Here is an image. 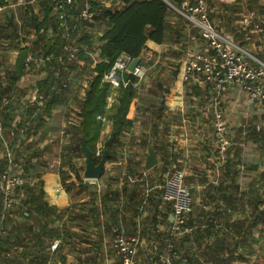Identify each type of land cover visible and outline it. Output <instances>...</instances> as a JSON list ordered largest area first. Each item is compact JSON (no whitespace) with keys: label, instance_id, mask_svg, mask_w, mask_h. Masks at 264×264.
<instances>
[{"label":"crops","instance_id":"obj_1","mask_svg":"<svg viewBox=\"0 0 264 264\" xmlns=\"http://www.w3.org/2000/svg\"><path fill=\"white\" fill-rule=\"evenodd\" d=\"M209 3L212 7L211 19L217 27L264 59L263 35L256 29L260 0H209ZM124 4L123 0L113 4L106 1V5L113 10ZM20 5H25V0L11 2L0 10V119L3 124L4 120L11 119L14 132L20 135L14 148L5 141L0 159L10 152L14 160L19 144H23L21 149L24 147L27 150L29 148L25 145L32 144L27 155H31L37 167L38 177L31 182L36 187H42L44 201L49 207L44 211L47 216L40 219V227L43 228L40 239L36 243L31 238L36 231L35 225L30 237H25L19 247L20 251L24 249L23 264H34L40 252L44 253L43 250L49 256L44 264H121L112 247L116 232L139 240L137 256L140 264H157V257L159 260V255L165 251L162 246L164 235L169 233L174 219L172 204L165 201L162 195L170 169L175 165L184 169L185 183L193 195L191 222L194 225L189 245L203 247L204 262L213 264L212 256L218 249L217 252L221 250L227 257L232 255L223 264H256L259 256L258 262L264 264V200L252 189L264 170V151L258 142L240 133V129L256 117L257 110L249 102L248 93L229 85L223 96V109L231 129L229 135L236 142V151L241 148V162L237 161L239 158L229 162L218 159L212 129L211 91L205 86L193 88L196 84L183 80L186 49L205 48L204 41L197 37V30L174 10L167 20L173 29H179V33H170L164 43L147 42L139 56L149 67L140 95L151 98L153 106L149 107V103L139 98L131 102L126 115L131 124L126 125L112 144L115 159L106 162L104 177L93 183L95 188L91 191L97 192L99 197L93 203L91 193L73 200L62 182L59 166L74 130L70 127L66 134H62L64 107L47 110L45 105L41 106L43 101L40 103L35 99L37 93L47 98L54 91L53 85L45 89L48 86L44 84L47 65L53 54L37 55L36 52L43 49L35 47L37 41H33L44 29L33 28L26 33L28 27L22 21L24 13L19 9ZM252 14L255 16L250 19L251 22H245ZM223 18L230 23L224 22ZM52 31L50 26L48 32ZM17 32L19 37H15ZM192 35L203 44L192 41ZM80 46L92 56L93 67L98 61L99 49L92 53L88 46ZM25 48L29 55L24 72L17 82L12 83L10 80L16 73V64ZM28 58L36 61L41 58L42 62H30L27 66ZM80 64L82 66L84 61L80 60ZM61 65L55 69V77L60 73ZM76 74V71H71L70 78L75 79ZM82 85L78 86L77 98L84 95L88 83L85 81ZM41 88L47 93L40 92ZM56 93L60 94V91ZM72 96L71 93L70 100ZM243 97L248 102L245 107L242 106ZM115 101L114 97H110L107 108ZM161 101L163 104H160ZM142 109L147 113L142 114ZM154 113H160V117L156 118ZM36 118L41 119L38 127L28 131ZM103 121L101 137L109 138L113 121L105 117ZM68 122L69 126L78 124L79 117ZM162 129L165 131L162 132ZM0 137L3 138V135ZM151 144L157 151L159 163L146 169ZM98 149L103 154V141L97 143ZM8 159L9 165V156ZM73 161L77 166L84 164L85 170L84 152ZM229 164L233 165L229 167ZM61 169L69 177L67 182L75 183L77 187L79 181L71 168L64 165ZM4 184L0 181V193ZM103 193L107 194L106 198H103ZM21 197L23 194L19 199ZM30 217L28 215L23 219L28 224L26 231L34 221ZM5 233L6 230L2 236ZM158 247V254H153Z\"/></svg>","mask_w":264,"mask_h":264},{"label":"trees","instance_id":"obj_2","mask_svg":"<svg viewBox=\"0 0 264 264\" xmlns=\"http://www.w3.org/2000/svg\"><path fill=\"white\" fill-rule=\"evenodd\" d=\"M14 1L16 0H0V7L3 8V6ZM106 1H110L113 4L117 0H91L92 9L96 12L91 21L83 20L80 17V12L84 6V0H75L72 6L66 5V18L71 26L69 42H67L62 31L58 28L59 12L55 13V2L53 0H25V5H20L21 7L19 8L22 9L24 13L22 21L24 25L28 27V29L25 30L26 33L31 32L33 28L38 30L41 28L44 29L43 33H39L37 40L33 41H37L35 47L43 49L42 51H37V55L41 53L44 55L49 53L53 54L52 60L49 61L47 65L48 73L44 84L48 86L45 89L53 85L54 91L49 95L47 94L49 97L45 98L46 101H43L41 106L45 105L47 110L59 106L64 108L68 107L72 91L71 71L77 72L75 79L76 82H79L78 85L82 86V83L85 81L88 83V86L84 89V95H81V98H75L78 107L77 116L79 117V122L78 124H71L68 126V129L72 127L74 132L71 137V143L65 147L59 167L62 175V182L70 193L71 198L77 200L82 198L83 195L91 193L92 196H90V200L93 203L99 199L97 192L91 191L92 188H95V184L84 180V164L77 166V163L73 161L76 157H81V155H83L82 138H86L89 148L93 151L96 162L101 158V156L96 155L97 143L99 141H103V150L108 149L110 151L108 160H114L115 157L113 156L112 144H114L126 125L131 124V121L126 117L131 102L135 98H139L140 101L149 103V107L153 106L151 98L146 99L144 96L140 95V91L144 88L146 81L141 82L137 88L133 85L137 77L131 73H124L122 78L129 79L131 82L127 86H123L121 83L119 87L113 88L112 84L105 77L111 72L114 63L121 54H126L134 60L141 55V52L146 48L149 40H153L157 43H164L169 39L170 33H179V29H173L167 18L174 12L171 4L179 6L182 2V0H123L125 4L121 8L113 10L106 5ZM41 15L43 17H41ZM223 20L226 23H230L227 18H223ZM50 26L53 29L52 33L48 32ZM15 37H19L18 32ZM67 43H70L74 47H78L79 52L77 55L80 60L84 61L82 66H80V62H70L67 56L64 61H60L58 56L65 53L64 46ZM83 44L88 46V50L92 53L96 48L99 49V58L93 67V58L80 46ZM28 55L27 48L23 49L16 64V73L10 80L12 83L17 82L23 74ZM59 65H61V70L55 77V69ZM192 87L197 88V85ZM41 91L42 93H47V91H44L42 88L40 89V92ZM56 91H60V94H57ZM111 96H113L116 101L107 108L108 100ZM160 104H163V101H161ZM141 113L146 114L147 110L142 109ZM154 116L158 118L160 117V113H154ZM104 117L113 121V130L109 138L101 137L104 127ZM40 121L41 119L38 120L36 118L34 123H32L33 126H30L28 131L36 129ZM3 125V138L0 137V152L5 150V141L9 143L10 147L14 148L20 136L14 132L15 129L11 125V119L8 118L4 120ZM154 125L157 127L156 123H154ZM156 129L157 128H155V130ZM245 129L247 131V138L254 142H258L260 149L264 151V127L259 126L255 118H253V121L248 122L246 127L240 129V133L243 134ZM164 131L165 129H162V132ZM12 132L15 134L13 135ZM111 138H113L112 144L107 146V141ZM19 145L22 147L23 144L21 143ZM20 146L15 151L16 156L14 162L21 166L18 165L22 170L21 175L25 178V183L16 186L14 190L16 204L14 208L9 209L5 213L6 215L3 219L4 193H0V224L3 225L6 230L5 235L0 238L1 264H23L24 249L20 251L19 247L23 245L25 237H30L31 231L34 228L33 226L35 225L36 231L32 235L35 237L31 236V238L35 239L37 243L43 230V228L40 227V219L41 217L47 216L44 211L49 208L44 201V190L42 187H36V185L31 182V180L38 177L36 175L37 167L33 163L31 155H27V151L31 150L32 144L25 145L29 150L24 147L21 149ZM158 146L162 147L161 145ZM236 148L233 156L227 160L228 162L231 160L235 161L236 158H239L237 161L241 162L240 147L237 151ZM6 153L0 159V177L8 168L9 159ZM64 165H68L75 173L79 181L77 187L75 183L67 182L69 177L66 175V172H63L61 169ZM231 165L229 164V167ZM176 167L179 166L175 165L170 170L172 171ZM101 176L104 177V173H102ZM261 177L262 178H259V180H256L252 189H254L257 196L264 200V186L262 184V180L264 181V170L261 172ZM21 194H23V197L19 199ZM106 197L107 194L103 193V198ZM28 215L31 216L30 218L34 221L32 222V226L26 231L28 224H25L23 219ZM191 221L192 212L189 219V224L192 226L194 224ZM117 233L119 232L114 233L113 236ZM190 234H192V232ZM190 234L183 236L179 240L177 249H175L177 251V257L174 259L173 264H194V262L199 264L201 262L199 258L194 261L193 258L188 256V252H186L185 247L190 243ZM169 237L170 231L164 235L162 241L163 249L165 248V251L161 249L163 255L167 253ZM158 249L159 247L155 249L154 253H156ZM217 250L216 255H213L212 259H217L216 261L220 264L232 258V255L227 257L224 252L221 250L217 252ZM43 251L44 253L40 252L34 264H44L48 261L49 256L45 254V250ZM228 251L230 252V250ZM156 254H158V252ZM162 256L159 255L160 261ZM156 260L160 264L158 257ZM94 263H96V260Z\"/></svg>","mask_w":264,"mask_h":264},{"label":"built area","instance_id":"obj_3","mask_svg":"<svg viewBox=\"0 0 264 264\" xmlns=\"http://www.w3.org/2000/svg\"><path fill=\"white\" fill-rule=\"evenodd\" d=\"M53 1L55 2V13L59 12L58 28L69 42L71 26L66 18L65 7L66 5L72 6L75 0ZM171 6L197 30L198 37L204 41L205 48L202 50L186 49L183 80L210 89L217 156L221 161H227L235 152L236 142L229 135L231 129L223 109L224 93L229 85H235L248 93L251 104L260 106L264 102V59L217 27L211 19L212 7L209 0H182L179 6L173 4ZM95 13L92 9L91 0H84L80 17L83 20L91 21ZM254 16L252 14L245 19V22H251L250 19ZM257 17L256 29L261 32L264 38V0H260V13ZM191 39L196 42L197 37L192 35ZM64 51V54L58 56L60 61H64L67 56L70 62H80L77 55L78 47L67 43L64 46ZM28 60L27 65H30V62L37 64L42 62L41 58L37 61L31 58ZM132 61L133 59L126 54H121L116 60L111 72L105 77L113 88L119 87L121 83L123 86H127L131 82L129 79L122 78L124 73H131L137 77V80L133 82L137 88L148 75L149 67L141 60L134 70L130 71L129 65ZM35 99L41 103L45 97L43 94L37 93ZM68 126L63 127L62 134H66ZM3 130V123L0 119V136H2ZM101 154V149H98L96 155L101 156ZM8 156L10 157L8 169L0 179V181L5 182L2 190L4 193L2 219L5 218V213L14 208L16 204L14 197L16 186L25 183V178L21 175L22 170L14 162L10 152ZM185 175L183 168L176 167L171 171L164 184L162 197L172 204L174 219L170 228L167 253L161 258L163 264H173L177 257L174 249L175 240L177 237L190 234L193 230L189 224L193 210V195L191 188L185 183ZM84 180L96 183L93 179L84 178ZM4 232L5 227L0 224V238ZM138 244L139 240L136 237L126 236L122 233H117L114 236L112 247L115 249L121 264H138L135 257ZM54 246L56 247L57 243Z\"/></svg>","mask_w":264,"mask_h":264},{"label":"rangeland","instance_id":"obj_4","mask_svg":"<svg viewBox=\"0 0 264 264\" xmlns=\"http://www.w3.org/2000/svg\"><path fill=\"white\" fill-rule=\"evenodd\" d=\"M198 37V36H197ZM196 41H197V43H198V45H201V44H203V42L199 39V38H197L196 39ZM263 41H264V38H263ZM253 52V51H252ZM255 52V51H254ZM256 53H258V52H256ZM255 53V54H256ZM79 85L77 84V82H76V80L75 79H73L72 78V86H71V88H72V91H71V93H72V97H71V100H70V102H71V104H69L68 105V107L67 108H64L63 109V120H62V126L63 127H67L69 124H70V122H68V121H76L77 120V110H76V107H77V105H76V96L75 95H78V92H76V90H77V87H78ZM83 86V85H82ZM240 88V87H239ZM242 91H244L242 88H240ZM78 91H79V87H78ZM245 92V91H244ZM246 93V92H245ZM247 94V93H246ZM247 97H249V96H247ZM241 98V97H240ZM243 100H244V104L242 105V106H246L247 104H248V102L246 101V97H243L242 98ZM249 99V98H248ZM245 101H246V103H245ZM254 106V105H253ZM256 107V110H257V114L255 115L256 117H255V120L257 121V124H259V126H263L264 127V102L260 105V106H255ZM248 115L249 116H251L252 115V113L249 111L248 112ZM247 125V124H246ZM246 125H245V127H246ZM210 129V128H209ZM212 129H214L213 127H212ZM211 129V130H212ZM214 131V130H213ZM246 129L244 130V132H243V134L244 135H246ZM249 149H251V148H249ZM257 149H259V148H257ZM259 151H260V149H259ZM259 151H257V152H259ZM259 178H262L261 176H259ZM259 178H258V180H259ZM262 184H263V186H264V181L262 180ZM182 237H177V239L175 240V243H174V249H177V246H178V244H179V240L181 239ZM113 241V240H112ZM138 246H139V244H138ZM185 249H186V252H188V256L190 257V258H193L194 259V261L197 259V258H199V260L201 261L199 264H207L206 262H204V259H203V247H201V245H197V246H191V245H188V246H186L185 247ZM114 250V252H115V249H113ZM217 250V249H216ZM176 251V250H175ZM137 253H138V247H137ZM137 253H136V260H137V263L138 264H140V262H139V258H138V256H137ZM176 253H177V251H176ZM115 254H116V252H115ZM117 255V254H116ZM215 255H216V253H215ZM162 256V255H161ZM118 257V256H117ZM180 257V256H179ZM259 258H261V256H259V257H257L256 259H257V263L256 264H261V262H258L260 259ZM118 259H119V257H118ZM120 260V259H119ZM217 259H215L214 258V264H220L218 261H216ZM158 264V263H157ZM160 264H163L161 261H160ZM194 264H196V262H194Z\"/></svg>","mask_w":264,"mask_h":264},{"label":"water","instance_id":"obj_5","mask_svg":"<svg viewBox=\"0 0 264 264\" xmlns=\"http://www.w3.org/2000/svg\"><path fill=\"white\" fill-rule=\"evenodd\" d=\"M140 57L135 58L129 65V70L133 71L136 65L139 63ZM113 138L107 141V146L112 144ZM82 149L85 155V170H84V178L85 179H93L96 180L101 177L105 164L109 159L110 151L105 149L103 154L98 162L95 161L93 151L89 148L87 144V140L85 137L82 138ZM159 163V159L157 156V151L153 144L149 146L148 154L146 157L145 168L151 169ZM1 264V263H0Z\"/></svg>","mask_w":264,"mask_h":264}]
</instances>
